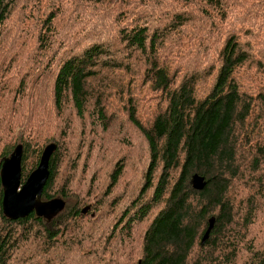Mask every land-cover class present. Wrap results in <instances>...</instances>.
I'll return each instance as SVG.
<instances>
[{
    "label": "trees",
    "instance_id": "obj_1",
    "mask_svg": "<svg viewBox=\"0 0 264 264\" xmlns=\"http://www.w3.org/2000/svg\"><path fill=\"white\" fill-rule=\"evenodd\" d=\"M21 2L0 0V163L21 145L23 183L55 143L41 200L65 205L52 216L8 218L0 182V264H54L47 256L57 238L70 248L89 240L92 257H103L90 223L83 225L89 205L69 204L75 196L61 163L69 173L79 168V152L66 147L72 121L77 148L94 158L103 144L86 137L84 120L108 130V104L118 98L138 145L117 139L95 167L108 179L106 200L123 177L141 176L134 191L107 204L114 205L107 240L146 222L140 256L124 249L126 264H264V0ZM87 11L101 14L104 28L114 23V36L75 47L76 26L91 23ZM14 14L34 24L26 55L27 39L11 41L4 30ZM193 175L204 178L202 189Z\"/></svg>",
    "mask_w": 264,
    "mask_h": 264
},
{
    "label": "rangeland",
    "instance_id": "obj_2",
    "mask_svg": "<svg viewBox=\"0 0 264 264\" xmlns=\"http://www.w3.org/2000/svg\"><path fill=\"white\" fill-rule=\"evenodd\" d=\"M25 1L26 0H22L21 4ZM91 9L93 8H90V10ZM86 17L88 18L87 20H89V22L91 23H88L86 26H76L74 37H77L79 39L76 40L75 47H80L81 45L83 46L85 43H88L93 39L99 38L106 41L108 39V36H114V23L111 22L108 24V27L104 28V26H102V23H100V18H102L101 14H93L87 11ZM18 20H20V22L18 25H16V22ZM6 24L7 25L4 27V30L7 33L8 37H10L11 41L20 42L23 39L24 42L27 39L31 47H27L25 50H23V53L27 52L29 49L30 51H28V53H31L32 50L34 51L32 37L29 33H27V28L34 26L32 22L29 23V21H27L26 19L21 20L19 19V15L14 14L11 18L8 19ZM80 30L82 33L81 35H78V32ZM112 51L114 53L116 52L115 50ZM124 51L125 50H123V52ZM28 53H25L24 55ZM16 55L20 54L17 53ZM48 86V84H45L42 90L47 88ZM141 96L144 97L142 93ZM121 104L122 99L119 98L112 99L110 104H108V110L113 113V120L110 124L109 129L106 131H103L98 127H94L89 118H86L84 120V126L86 127V132H88L86 137L90 141H94L93 144L95 146L103 144L102 147L95 150L94 158L92 156H88L87 161V152L85 150V147L81 146L80 148H77V144L79 141V125L72 121L70 143L66 145V147L67 150H69L70 154H76L77 152H79L80 157L77 162L79 168L74 171L71 170V173H69L68 162L63 161L61 163V173L62 175H66V177H68V187L72 189L73 196H75L74 200L71 197L68 199L69 204L73 205L77 203V201L79 202L82 200L86 202L87 205H89V209L86 211L91 212L90 214H88V216L83 217V225L87 227L90 223L88 227L90 228V230H93L91 231V238L95 239V241L97 240L96 243H99L102 246L103 257H92V246L95 247V243H92L89 240H83V242L79 243L77 247L74 246L70 248L69 246H63V243L66 242L65 240L62 241L60 238H57L59 240V244H55L53 247H51L49 249L51 250V254L47 256L50 260H52L51 262H53L54 264H126V262L130 263L131 261L128 260V257H126L124 253L130 254L132 260L140 256L141 237L143 230L146 227V222H140L139 225L133 226L132 229H130L129 237L123 238L121 232L119 233L118 231V235H115L114 238H109L110 240L105 239V237H108L106 236L107 229L111 226L110 224L112 223L113 214L110 213V211L114 206L111 205L108 207L107 204H112L111 202L115 201L118 198L116 197L115 200H113V195L125 191L126 194L123 193V196L125 197L129 191L135 190V188L138 186V182H140L141 179V176H139V171L137 170L133 172L130 179H128L127 176L125 178L123 177L119 186H116L113 189L112 194L107 197L106 200L103 195L105 192L103 191L102 184L106 183L108 179L105 176L103 170L97 171L95 167L100 157L98 153L102 151V148L104 146L107 147V149H110V147L113 146L117 139L127 135L130 137V141L128 142L131 143V146L138 145V143L132 136L133 134L131 133V124L126 120L125 114L123 115L124 110L121 109ZM16 130L18 132L20 129L16 128ZM0 132H2V127L0 129ZM116 132L118 133V135L114 136V133ZM124 141L127 140L124 139ZM141 150L142 149L137 147L136 150H133V153L136 152L137 156H139ZM135 159L136 158H133V163ZM128 198L129 196L125 198L122 205L128 201ZM85 206L86 205H84L83 207ZM83 207L81 209H83ZM95 230H97V232ZM87 236L90 238V232L87 233ZM119 239H121V244ZM123 240H125V244H123ZM30 246L31 245H28V248H31ZM119 250L121 251V255H123L121 259H118Z\"/></svg>",
    "mask_w": 264,
    "mask_h": 264
},
{
    "label": "water",
    "instance_id": "obj_3",
    "mask_svg": "<svg viewBox=\"0 0 264 264\" xmlns=\"http://www.w3.org/2000/svg\"><path fill=\"white\" fill-rule=\"evenodd\" d=\"M56 149L55 143L47 144L40 155L38 164L21 182L22 146L17 145L8 157L0 163V182L2 186V211L11 219H17L34 211L38 216H52L63 209L65 202L61 198H52L47 201L41 200L43 188L49 176V158ZM193 187L202 189L205 180L202 176L193 175ZM84 207L82 212H85ZM214 225V217L208 219V226L203 233L200 244L208 239L210 230Z\"/></svg>",
    "mask_w": 264,
    "mask_h": 264
}]
</instances>
